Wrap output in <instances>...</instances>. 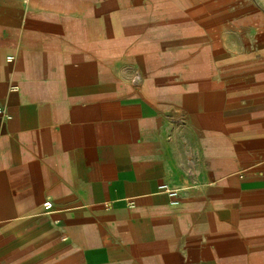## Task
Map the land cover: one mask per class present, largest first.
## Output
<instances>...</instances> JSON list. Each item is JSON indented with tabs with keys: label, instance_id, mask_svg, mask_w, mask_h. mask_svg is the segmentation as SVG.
<instances>
[{
	"label": "crops",
	"instance_id": "0c3cea01",
	"mask_svg": "<svg viewBox=\"0 0 264 264\" xmlns=\"http://www.w3.org/2000/svg\"><path fill=\"white\" fill-rule=\"evenodd\" d=\"M148 1L0 0V264H264V16ZM98 6L195 42L102 58ZM223 24L236 70L208 60Z\"/></svg>",
	"mask_w": 264,
	"mask_h": 264
},
{
	"label": "rangeland",
	"instance_id": "374dc122",
	"mask_svg": "<svg viewBox=\"0 0 264 264\" xmlns=\"http://www.w3.org/2000/svg\"><path fill=\"white\" fill-rule=\"evenodd\" d=\"M165 1L171 2L173 0ZM188 1L190 0H176L177 3L175 4L181 5ZM218 1L225 3L231 0ZM240 2L250 3L254 6L255 12L250 14V16H264V0H240ZM148 3H152L151 0L148 1ZM100 6L95 7V22L93 24H95L96 44L98 47L101 44L106 46L107 52L102 58L111 57L113 55L128 57L136 52H141L146 58L150 56L151 59L156 58L157 61L164 62L167 61L170 56H185L190 51L189 45L195 42L192 37L182 33L181 29L173 24H162L157 21H153L154 23L149 24H124L120 19L115 18V14H110V16L106 15L101 18L102 9L99 8ZM262 19L264 20V18ZM217 27L222 34V40H219L220 47H218V44L214 47V56H211L210 59L208 58L210 65L228 67L229 70H236V67H238V63L236 64L237 59H239L238 57L249 52L254 47L253 43L248 44L247 41H243L244 36H240L238 33L239 31L237 32V29H235L233 25L223 24L221 26H216V28ZM254 28H261L264 30V21H260L259 26L252 25V30L245 31L254 33ZM164 31L170 35L164 36ZM162 44L166 46L168 53L160 52V46ZM172 45H174V48ZM206 49L207 47H203V53L207 52ZM191 59L194 60V56L190 54L187 62ZM189 62L192 63V61ZM136 65L145 73V69H143L140 64ZM244 67L247 68L248 65ZM178 69L181 68H175V70ZM143 72H141V74H143ZM169 77L172 76L169 75ZM181 77L179 80H182Z\"/></svg>",
	"mask_w": 264,
	"mask_h": 264
},
{
	"label": "built area",
	"instance_id": "2783aa9c",
	"mask_svg": "<svg viewBox=\"0 0 264 264\" xmlns=\"http://www.w3.org/2000/svg\"><path fill=\"white\" fill-rule=\"evenodd\" d=\"M8 61H11L12 60V57H8L7 58ZM0 116H6L5 114V111L2 107H0ZM159 190L160 191H164L170 195H176L177 194V190L176 189H172L170 188L167 184L165 183H161L159 185ZM42 209H43V212H49L53 209V206H52V202L48 199H46L43 203H42Z\"/></svg>",
	"mask_w": 264,
	"mask_h": 264
},
{
	"label": "bare ground",
	"instance_id": "6f19581e",
	"mask_svg": "<svg viewBox=\"0 0 264 264\" xmlns=\"http://www.w3.org/2000/svg\"><path fill=\"white\" fill-rule=\"evenodd\" d=\"M167 3H169V4H175V3H177V2H176V0H173V1H171V2L169 1V2H167ZM175 5H176V4H175Z\"/></svg>",
	"mask_w": 264,
	"mask_h": 264
}]
</instances>
